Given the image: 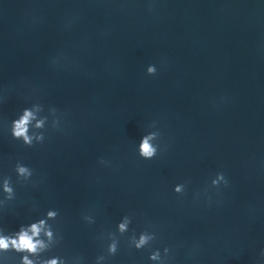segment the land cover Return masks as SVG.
Returning <instances> with one entry per match:
<instances>
[{
    "label": "water",
    "instance_id": "water-1",
    "mask_svg": "<svg viewBox=\"0 0 264 264\" xmlns=\"http://www.w3.org/2000/svg\"><path fill=\"white\" fill-rule=\"evenodd\" d=\"M0 264H264V0H0Z\"/></svg>",
    "mask_w": 264,
    "mask_h": 264
}]
</instances>
